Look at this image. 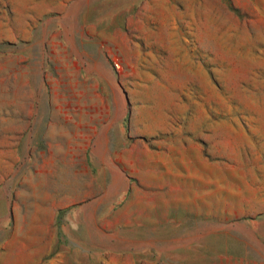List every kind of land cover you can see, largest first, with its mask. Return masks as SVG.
<instances>
[{"label": "rangeland", "instance_id": "obj_1", "mask_svg": "<svg viewBox=\"0 0 264 264\" xmlns=\"http://www.w3.org/2000/svg\"><path fill=\"white\" fill-rule=\"evenodd\" d=\"M0 264H264V0H0Z\"/></svg>", "mask_w": 264, "mask_h": 264}]
</instances>
